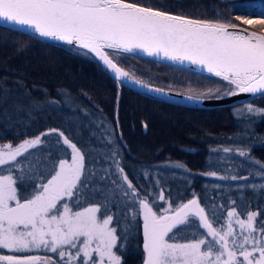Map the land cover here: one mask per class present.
I'll return each instance as SVG.
<instances>
[{"label":"snow or ice","instance_id":"snow-or-ice-1","mask_svg":"<svg viewBox=\"0 0 264 264\" xmlns=\"http://www.w3.org/2000/svg\"><path fill=\"white\" fill-rule=\"evenodd\" d=\"M234 19L259 30L241 28L221 13L204 19L136 0H0V20L98 60L117 84V105L123 83L161 95L173 91L171 86L149 84L122 66L125 54L136 53L187 63L226 82L223 90L189 92L188 100L240 94L264 99V14L235 15ZM0 103H7L6 94L0 96ZM64 103L71 104L67 95ZM39 107L32 102L29 114ZM17 110L23 107L17 105ZM83 115L91 113L83 109ZM233 115L244 122V135L228 139L241 143L212 147L209 154L210 166L230 161L229 166L223 174L217 170L201 173L236 182L212 184L221 195L264 189V163L251 156L254 145L243 143L253 139L249 126L253 117L264 118V107L244 102ZM92 126L91 136L99 131L102 148H82L59 128L18 144L0 145V264H122L121 241L127 240L139 221L142 264H264V220L259 219L264 213L250 210V205L241 212L231 197L227 205L217 204L216 197L202 203L195 192L191 199L174 201L165 196L159 178L142 194L122 165L119 141L123 137L116 135L118 112L115 128L102 116L84 125ZM39 146L48 151L43 157L46 163L37 165L33 162L36 153L30 150L39 151ZM236 157L242 158L239 168ZM163 167L191 175L179 162ZM240 168H247V175H240ZM142 174L145 179L151 175L147 168ZM184 179L191 183L188 177ZM153 187L161 188L158 196Z\"/></svg>","mask_w":264,"mask_h":264},{"label":"trees","instance_id":"trees-1","mask_svg":"<svg viewBox=\"0 0 264 264\" xmlns=\"http://www.w3.org/2000/svg\"><path fill=\"white\" fill-rule=\"evenodd\" d=\"M156 8L176 14H188L198 18L215 19L213 10H220L232 20L235 15L257 16L264 14V0H136ZM237 21V20H236ZM250 31H258L256 26H244ZM124 58L137 62L132 70L137 77H152L154 85L167 89L182 77L226 82L219 78L200 75L162 64L152 60L125 54ZM123 66V65H122ZM126 68V67H125ZM127 69V68H126ZM154 74V75H148ZM181 83V82H180ZM150 84V83H149ZM172 92L182 93L175 89ZM117 84L95 58L85 57L73 52L70 46L41 40L22 32L0 26V96L7 95V103H0V144L21 140L38 135L49 128H59L71 135L78 146L87 149L88 145L102 148L97 131L91 136L94 126L84 127L89 121L102 116L115 128L117 112L120 128L117 137L122 150V165L130 179L138 184L141 193L148 191L150 185L159 178L166 197L191 199L195 192L204 203L216 197L217 204H228L229 198L236 199L241 212L259 210L264 213V189L232 190L222 195L211 187L212 184H235L233 181H220L202 176L208 170H217L220 174L229 166L230 161L209 165L210 148L229 146L241 141L229 140L230 137L244 135V122L233 115L244 102L264 107V99L259 96L247 101L225 107L200 108L169 103L150 98L135 90L121 85L120 99L117 105ZM71 104L64 103L65 96ZM35 102L41 107L32 110ZM55 102V103H51ZM17 105L23 110H17ZM83 109L90 116L83 115ZM145 125L147 127H145ZM249 131L253 139L243 143L254 145L251 156L264 163V118L253 117ZM52 139V138H50ZM33 162L46 163L43 157L48 149L39 146ZM219 155L224 156L223 152ZM103 157H101V160ZM236 157V166L239 160ZM182 163L189 173L180 169L163 167L166 164ZM106 166V165H104ZM150 170V177H143V170ZM176 173L175 176L172 173ZM247 168H240V175H247ZM102 174V173H101ZM184 177L191 180L189 184ZM259 183V178H256ZM102 183V182H101ZM243 183V181H240ZM207 185V187H206ZM159 195L161 188L153 187ZM99 198V197H98ZM158 203L162 204L161 201ZM114 212L115 208L112 209ZM122 220L123 217L121 216ZM264 220V215L259 217ZM142 224L138 222L121 249L122 264H142Z\"/></svg>","mask_w":264,"mask_h":264},{"label":"water","instance_id":"water-1","mask_svg":"<svg viewBox=\"0 0 264 264\" xmlns=\"http://www.w3.org/2000/svg\"><path fill=\"white\" fill-rule=\"evenodd\" d=\"M0 26L7 27L9 29L19 31V32H22L24 34H27V35L33 37V35L30 32L22 31L20 26L10 24V23H8L6 21L0 20ZM35 38H38V39H41V40H45L47 42H52V43L68 46V45L63 44L61 42L46 40V39L39 38V37H35ZM130 55L137 56V57L144 58V59H148V60H152V61L159 62V63H162V64H167V65H170L172 67L179 68V69H182V70H185V71H189V72H193V73H197V74H200V75L214 77V76H211L210 74H208L207 72H200L197 69L196 66L189 65L187 63H185L184 65L174 64L171 61L156 60V58H154V57H148L146 55H141L139 53L130 54ZM99 64L102 66V64L100 62H99ZM102 68H103V66H102ZM104 71L109 76H111L114 79V77H113V75L111 73L107 72L105 69H104ZM214 78H217V77H214ZM123 85L135 90L136 92H139V93H141L143 95H146V96H148L150 98H153V99H157V100L164 101V102H169V103L180 104V105L200 107V108L225 107V106H230V105H233V104H236V103H239V102L247 101V100L253 98V96H251L250 94H240V95L233 96V97H225L223 99H203L201 101H193V100H188L186 98V96H187L186 94L172 92L170 95H161L159 93L148 92L146 89L141 88V87H139V86H137V85H135V84H133L131 82L123 83Z\"/></svg>","mask_w":264,"mask_h":264},{"label":"rangeland","instance_id":"rangeland-1","mask_svg":"<svg viewBox=\"0 0 264 264\" xmlns=\"http://www.w3.org/2000/svg\"><path fill=\"white\" fill-rule=\"evenodd\" d=\"M217 13H221L224 18L231 20L232 22L236 23L237 25H239V24L244 25L238 20L237 21L232 20L225 13H222L220 10H213V15L215 16L214 18H217ZM244 26H253V25H244ZM122 65H123V67H126L127 70H129L130 72H134L135 75L137 76L136 72L134 70H132L134 65H137L136 61L123 57ZM148 75H154V74H148ZM139 78L147 81L150 84L155 83V81L153 80L152 77H146V78L139 77ZM189 78L190 77H188V78L182 77L181 79L178 80V82L174 83L173 86L168 85L167 88H169V86H171L172 89H175V90L182 92V93L197 92V91H201V90L208 89V88H211V89L221 88L222 90L226 88L225 85L220 84L218 81H214V80H210V79L202 80V79H198V78H194V79L190 80ZM0 145H2V144H0ZM162 204H163V202H162ZM141 224H142V221H141Z\"/></svg>","mask_w":264,"mask_h":264}]
</instances>
